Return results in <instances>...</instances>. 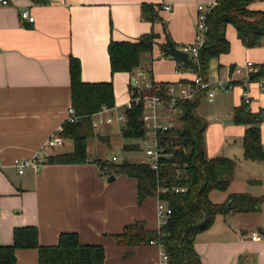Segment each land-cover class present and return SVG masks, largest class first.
I'll list each match as a JSON object with an SVG mask.
<instances>
[{
    "label": "crops",
    "instance_id": "crops-1",
    "mask_svg": "<svg viewBox=\"0 0 264 264\" xmlns=\"http://www.w3.org/2000/svg\"><path fill=\"white\" fill-rule=\"evenodd\" d=\"M208 1L212 0H46L44 4L9 0L7 5L0 4V245L12 244L14 229L35 227L41 246L55 245L61 233H76L82 244L103 246L102 264H163L160 246L131 250L119 247L114 239L136 221L149 230L159 228L158 200L150 197L138 204L134 179L114 176L105 182L92 163L97 158L91 156L81 164L46 163L50 155L72 152L69 139H63L61 147L44 149L46 157L38 169L30 167L18 174L12 163L37 155L67 120L72 108L70 58L80 63L81 82L112 83L113 106L118 110L128 102L131 86L140 90L147 82L190 84L193 72L183 70L160 48L165 43L163 28L171 43L182 50L195 40L198 3ZM143 5L153 6L159 20L146 19ZM165 5L170 10H163ZM248 8L264 11V0H252ZM25 10L34 18L32 23L21 18ZM150 32L158 38L151 55L141 56L140 68L111 74L109 43L136 42ZM225 37L229 51L208 63V77L220 82V87L212 102L200 99L196 114L206 122V158H229L236 166L228 189L212 191L209 199L223 204L232 194H245L262 201L255 211L216 215L212 225L196 236L194 250L202 264H264V160L243 159L247 127L232 123L233 110L244 102V92L251 112L264 110L260 82L264 77L245 83V74L226 73L228 67L246 63L259 70L264 64V39L257 47H246L231 25L226 26ZM230 79L233 84L225 91ZM115 125L121 132L122 125L114 124L93 129L90 138L107 139ZM259 127L264 151V121ZM133 143L139 145L125 142L122 148ZM252 233H257L256 240L251 239ZM129 251L133 253L126 256ZM15 255V264H38L34 248L18 249Z\"/></svg>",
    "mask_w": 264,
    "mask_h": 264
},
{
    "label": "trees",
    "instance_id": "trees-1",
    "mask_svg": "<svg viewBox=\"0 0 264 264\" xmlns=\"http://www.w3.org/2000/svg\"><path fill=\"white\" fill-rule=\"evenodd\" d=\"M6 1L8 3L9 0ZM31 1L38 4L46 2ZM251 1L216 0V6L207 16V41L199 50L197 61L187 59L180 63L181 68L197 73L206 80L209 61L229 51V42L225 37L227 25L234 27L246 47L259 46L264 39V11H251L248 8ZM142 11L146 19L159 20L153 6L143 5ZM163 33L165 43L160 45L161 49L171 43L165 27ZM157 38V34L150 32L140 36L136 42L111 41L107 48L111 74L133 73L139 69L141 56L151 55ZM68 69L72 109L79 119L73 123H64L61 137L71 140L73 150L48 156L45 162L49 164H81L90 161L87 153V140L93 135L90 116L102 106L111 107L114 104L111 82H81L80 63L76 58L69 59ZM249 77L250 81L264 77V64ZM167 85L159 84L162 88L160 92L154 88L146 92L163 94L162 90ZM131 89L137 91L132 86ZM201 98L202 95H198L194 101L181 103V112L173 126L158 133L163 155H160L156 169L143 162L108 163L100 159L92 160L99 169L107 167L109 179L114 176L134 179L138 204L151 197L165 203L171 210L166 225L157 230L146 229L143 222L136 221L126 225L121 233L114 236L119 247L131 250L154 242L166 256L163 264H202L194 250L195 238L212 225L215 216L230 211H255L262 201L245 194H232L223 204L212 203L209 199L212 191L224 192L228 189L236 162L221 156L206 158L203 140L206 122L196 114ZM140 111L139 106L125 111L126 122L121 127L123 139L138 141L143 138L145 130L139 121ZM262 121L264 110L253 113L244 102L233 110L232 123L247 127L242 139L245 160H264L259 127ZM123 150L143 153L140 146L134 143L124 145ZM174 189L183 191L175 192ZM29 248L37 250L38 264H102L105 260L103 246L82 244L76 233H61L55 245L41 246L36 228L24 227L13 230L11 245H0V264H15V251ZM132 253L129 251L126 256Z\"/></svg>",
    "mask_w": 264,
    "mask_h": 264
},
{
    "label": "built area",
    "instance_id": "built-area-1",
    "mask_svg": "<svg viewBox=\"0 0 264 264\" xmlns=\"http://www.w3.org/2000/svg\"><path fill=\"white\" fill-rule=\"evenodd\" d=\"M0 4L7 5L6 0H0ZM216 6V0L208 2H200L197 5V15L195 22L196 35L195 40L192 44L185 46L181 51L188 55V59L193 62L197 61L198 52L201 47L206 43V32L208 30L207 26V16ZM163 10H170L168 5L163 7ZM21 18L32 23L34 18L30 15L28 10L21 13ZM258 70L251 64L246 63L243 66L228 67L226 73L230 75H242L245 74V83L250 82V74L255 73ZM194 77L190 84H169L164 90L163 94H149L146 91L154 88L157 92L161 91L159 84H152L147 82L142 89L133 90L130 92V98L126 104L119 107H106L102 106L99 111L92 114L91 125L93 129H99L104 126H110L114 124H124L126 122L125 111L130 110L134 106L141 107L139 121L144 126V136L142 139L138 140V144L144 153L145 160L143 163H147L152 169L157 168L158 160L160 155H163V148L158 141V133L160 131L168 130L176 122L178 114L180 111V104L185 101H194L198 95H202L208 102H212L216 89L220 87V82L211 81L209 77L203 80L201 76L194 73ZM143 73L140 72L139 76ZM264 85V80L260 81ZM226 86L223 88L228 91L233 84L230 79L226 82ZM244 103L248 104L249 100L246 97V92H244ZM79 119L78 116L74 114L72 108L68 110V118L65 123H73ZM63 131V126L57 129V132L53 134L43 145L42 149L30 159H15L13 160V167L16 169L18 174H22L27 168L34 167L38 169L41 164V159L46 157L44 149H55L63 145V139L61 133ZM111 161H117L115 156L111 157ZM1 163V155H0ZM105 174H109L107 167L99 169V175L103 177ZM175 192H182L183 189H174ZM171 214V210L167 205L161 201L157 203V216L159 218V228L166 225L168 217ZM158 228V229H159ZM258 238L257 233H252L251 239L256 240ZM150 245H155L154 242H150ZM163 263L166 262V256L162 254Z\"/></svg>",
    "mask_w": 264,
    "mask_h": 264
},
{
    "label": "rangeland",
    "instance_id": "rangeland-1",
    "mask_svg": "<svg viewBox=\"0 0 264 264\" xmlns=\"http://www.w3.org/2000/svg\"><path fill=\"white\" fill-rule=\"evenodd\" d=\"M203 109H208L206 105H202ZM200 112V109H199ZM116 126V125H115ZM114 126L113 133L105 140H99L96 138H90L87 143L89 145V156L105 160L108 163H121L123 161L140 163L145 160V156L143 153H136L134 155H130L127 151L123 150L122 144L125 142H134L131 140L123 139L121 136L120 129L117 126ZM64 148H59L58 151L63 150ZM111 156H116L117 161H111ZM126 159V160H125ZM97 166V165H96ZM109 174H105L103 179L105 182L109 178Z\"/></svg>",
    "mask_w": 264,
    "mask_h": 264
},
{
    "label": "water",
    "instance_id": "water-1",
    "mask_svg": "<svg viewBox=\"0 0 264 264\" xmlns=\"http://www.w3.org/2000/svg\"><path fill=\"white\" fill-rule=\"evenodd\" d=\"M164 53L180 63H184L188 59V55L185 52L177 49L172 43H169L168 46L164 48ZM132 83L134 84V80ZM113 180L114 177H111L108 181L111 182Z\"/></svg>",
    "mask_w": 264,
    "mask_h": 264
}]
</instances>
